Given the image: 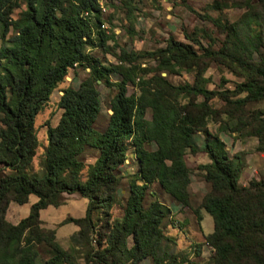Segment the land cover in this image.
Segmentation results:
<instances>
[{
	"label": "trees",
	"instance_id": "1",
	"mask_svg": "<svg viewBox=\"0 0 264 264\" xmlns=\"http://www.w3.org/2000/svg\"><path fill=\"white\" fill-rule=\"evenodd\" d=\"M102 13L99 0H0V264H77L73 251L40 218V210L64 204L66 194L72 193L87 200L85 213L65 217L59 225L77 226L71 240L89 264H140L147 258L150 264H200V243L191 244L190 252L164 232L170 208L158 199L146 203L149 187L157 183L181 207H190L186 155L198 153L208 159L197 168L209 190L192 210L198 222L202 210L213 222L203 240L212 252L203 264H264V180L241 185L244 154L230 156L224 141L207 127L217 114L209 105L217 92L204 86L202 72L219 52L198 53L170 38L164 48L143 54L156 61L152 69L133 64L141 53L123 49L116 64L104 65L88 52L109 49L112 36L106 34ZM260 24L257 40L264 44V13ZM224 28L236 38L242 33L234 24ZM76 66L88 74L77 88H62L59 119L55 125L45 124L41 170L29 174L39 145L35 119ZM182 69L195 70L192 84L173 85L161 75ZM250 69L254 78L238 84V92L247 94L236 100L237 106L264 95V64ZM148 72L153 74L140 80ZM113 73L116 82L110 81ZM99 83L116 86L102 131L94 127L101 111ZM128 85L137 86V93H129ZM197 132L204 137L203 147L194 141ZM250 134L259 141L257 151L264 153V118L255 121ZM88 147L97 156L86 163L79 157ZM132 158L136 167L124 175L123 194L121 167L129 166ZM30 195L36 200L28 214L17 223L8 221L9 203L22 205ZM116 203L122 215L110 219L106 211ZM171 221L167 223L174 225Z\"/></svg>",
	"mask_w": 264,
	"mask_h": 264
},
{
	"label": "rangeland",
	"instance_id": "2",
	"mask_svg": "<svg viewBox=\"0 0 264 264\" xmlns=\"http://www.w3.org/2000/svg\"><path fill=\"white\" fill-rule=\"evenodd\" d=\"M102 4L105 5L102 20L107 31L106 34L112 36L107 41L109 49L97 47L88 49V52L101 60L104 65L116 64L120 49L128 53H141L143 55L156 51L158 48H164L170 38L191 45L198 53H202L203 49L219 52L212 56V59H209L202 72V76L206 80L204 86L217 92L209 100V105L217 110V114L210 117L207 127L211 133L218 135L224 141L230 156L236 152L244 154L245 165L239 180L241 185H247L251 179L264 180V153L257 151L259 141L250 134L254 130L255 121L264 118V95L259 100L248 101L242 106H237L236 103L238 98H243L247 94L246 92H238V84L248 81L250 76L254 78L250 66L256 67L264 64V44L257 40L262 28L260 22L264 13V0H102ZM23 7L22 5L17 8L13 16L15 17ZM243 16L246 17L242 21ZM230 24H234L238 28L237 30L242 31L237 38L229 34L228 30L224 28ZM251 40L252 45H250ZM133 64L139 65L140 68L152 69L156 66V61L148 55H143L136 58ZM195 73V70L186 71L182 69L175 74L162 71L161 75L165 76L171 84L181 85L184 83L192 84ZM87 74L88 70L82 66L70 69L64 84L53 91L49 102L37 115L35 132L39 145L27 173L32 174L41 170L40 166L46 145L45 124L49 122L51 125H55L59 119L62 109L58 105V100L62 94V88L64 86L77 88ZM152 74V72L142 74L140 80ZM109 78L111 82L118 80L115 73L111 74ZM256 81L260 82L259 80ZM138 82L139 80L136 78V83ZM97 89L101 101V111L94 127L102 131L112 113L110 99L116 91V86L99 83ZM128 92L137 93V86L128 85ZM150 116L151 110L148 109L146 118L149 119ZM193 138L199 147L204 146L202 133H195ZM148 148L154 147L148 146ZM96 156L97 151L88 147L80 159L89 163L93 162ZM206 158L201 153L186 155V164L191 171L190 207H181L180 203L157 183L149 187L146 203L158 199L174 212L175 218H178L177 220L174 217L168 219L166 224L164 223L165 227L163 226L164 232L175 240L180 237V234L176 227H168L167 222L171 220L181 231H188L187 234L190 239L195 237L193 241L196 245L200 243L197 238L203 241L204 232H210L212 229L210 215L202 210V219L198 222L192 210L193 207L198 206L206 190L202 172L197 168L199 163L207 161ZM134 167V163L121 167L120 191L123 194H126L127 189L125 170L128 169L133 172ZM1 173H6V169L2 170ZM123 197L125 196L123 195ZM35 200V196L30 195L29 201L22 205L10 202L6 214L7 220L11 223H17L20 218L28 214L30 204ZM86 201L78 193H74L66 195V204L59 207L49 206L40 212L43 218V226H50L57 230L58 241L65 249L73 251L77 264H89L83 255L77 252V250L82 251V248L79 245L76 246L71 240L77 228L74 224L59 225V223L67 215L74 218L82 217L85 213ZM119 202L123 204L124 199L120 198ZM117 204L106 211L110 219L122 215L121 205ZM104 217L107 218V215ZM184 237L181 234L179 243H185ZM91 244L95 245L96 243L92 240ZM128 244H131L130 238ZM185 244L187 245V243ZM184 249L192 252L191 243L189 242ZM203 249H205V254L201 258H196L198 263H200L199 260H202L200 264L208 262L211 255V249L208 245H204ZM150 262L151 259L147 258L140 264H150Z\"/></svg>",
	"mask_w": 264,
	"mask_h": 264
},
{
	"label": "crops",
	"instance_id": "3",
	"mask_svg": "<svg viewBox=\"0 0 264 264\" xmlns=\"http://www.w3.org/2000/svg\"><path fill=\"white\" fill-rule=\"evenodd\" d=\"M85 151V150H84ZM84 151H83V153H84ZM82 153V154H83ZM81 154V155H82ZM80 155V156H81ZM206 157V156H205ZM80 158V157H79ZM207 159V158H206ZM207 161H208V159H207ZM207 161H205V162H207ZM205 162H202V163H205ZM131 163H134L135 164V167H136V162H135V159L134 158H132V161H131ZM135 167H134V169H135ZM129 172L130 173V171L128 170V169H126L125 170V172ZM205 181V180H204ZM205 183H206V190L204 191V193H203V195L209 190V184L205 181ZM190 184H191V182H190ZM189 193H190V196H191V190H190V185H189ZM72 194H74V193H72ZM72 194H66V195H72ZM202 195V196H203ZM29 198H30V196H29ZM36 198V197H35ZM86 200V199H85ZM29 201V200H28ZM64 204H66V201L64 202ZM64 204H62V205H64ZM31 205V204H30ZM51 206V205H50ZM61 206V205H60ZM49 207V206H48ZM55 207V206H54ZM59 207V206H58ZM47 208V207H46ZM45 209V208H44ZM43 210V209H42ZM171 210V209H170ZM40 212H41V210H40ZM209 215V214H208ZM69 215H67V216H65V217H68ZM174 216H176V215H174V212L171 210V215H170V217H169V219H173L172 217H174ZM40 218H41V220H42V223H43V218L41 217V214H40ZM209 218V217H208ZM174 219H178V218H175L174 217ZM201 219H202V217H201ZM210 219V218H209ZM211 221H212V218L210 219ZM201 221V220H200ZM164 223L166 224V222H163V226L165 227V225H164ZM67 224H73V223H67ZM64 225H66V224H64ZM45 226V225H44ZM47 228H51V229H55V228H52V227H50V226H46ZM76 228H77V226H75ZM168 227H170V228H177V230H179V234H180V237H181V234L182 235H184L185 237H184V241H185V243H187V245L189 244V242L191 243V244H195L194 243V239H195V237H193V238H189V236H188V234H187V232H184L183 230L181 231L180 229H179V227L177 226V225H172V224H170V223H168ZM167 227V228H168ZM78 229V228H77ZM56 230V229H55ZM212 230H213V222H212V229H211V231L210 232H212ZM77 231V230H76ZM210 232H204V234L202 235V237H203V240H204V236L206 235V234H208V233H210ZM56 236H57V230H56ZM180 237H177L176 238V242H177V245H178V248H179V246H180V248H185V247H187V245L185 244V243H179L180 241H181V238ZM201 237V238H202ZM58 239V238H57ZM198 239V241H200V244H201V248H200V250H201V254H200V258L205 254V249H203V246L204 245H207V244H205V243H203V241H201L200 240V238H197ZM210 248V247H209ZM211 249V248H210ZM211 252H212V250H211Z\"/></svg>",
	"mask_w": 264,
	"mask_h": 264
},
{
	"label": "built area",
	"instance_id": "4",
	"mask_svg": "<svg viewBox=\"0 0 264 264\" xmlns=\"http://www.w3.org/2000/svg\"><path fill=\"white\" fill-rule=\"evenodd\" d=\"M99 6H100V8H101V11H102V12H105V5L102 4V0H99ZM104 28H105V25H104Z\"/></svg>",
	"mask_w": 264,
	"mask_h": 264
}]
</instances>
